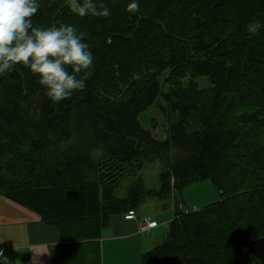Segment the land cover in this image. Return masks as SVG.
<instances>
[{
    "label": "trees",
    "instance_id": "obj_1",
    "mask_svg": "<svg viewBox=\"0 0 264 264\" xmlns=\"http://www.w3.org/2000/svg\"><path fill=\"white\" fill-rule=\"evenodd\" d=\"M117 1L127 10L130 0H94L110 10ZM199 1L158 3L161 10L184 7L147 72L137 77L134 67L131 86L98 83L106 86L101 91L90 76L84 91L53 104L28 69L17 66L0 77L1 214H20L9 203L27 209L58 229L64 242L85 245L80 264H102L98 240L114 216L136 212L145 198L166 200L212 181L221 200L177 214L167 237L143 255V264H262L231 237L264 238V28L245 49L257 56L246 58L239 34L220 32L205 16L217 11L231 19L229 28L236 19L264 25V0H201L205 16L194 9ZM39 4L35 27L76 26L79 20L78 32L86 39L110 37L111 15L79 17L66 0ZM174 32L184 40L176 43ZM165 72L173 77L164 92ZM244 72L247 82L236 88L246 94L229 96L226 88ZM198 78L208 85L202 87ZM154 104L167 124L164 141L140 120ZM242 107L255 112L245 120L251 122L246 131L238 127ZM168 154L174 160L161 172L159 189H146L140 175L146 163ZM125 180L128 193L119 198L116 191Z\"/></svg>",
    "mask_w": 264,
    "mask_h": 264
},
{
    "label": "rangeland",
    "instance_id": "obj_2",
    "mask_svg": "<svg viewBox=\"0 0 264 264\" xmlns=\"http://www.w3.org/2000/svg\"><path fill=\"white\" fill-rule=\"evenodd\" d=\"M160 1L161 0H140V11L135 14L130 13L128 9L126 10L122 6V1L113 3L111 6L112 10L110 11L111 16L114 18V24L112 25V28L109 26V39L104 42L85 39V42L90 45L91 51L94 50L93 55L95 59L93 70L96 68L98 69L97 71L92 70L91 78L97 85L98 83H103L108 85L111 89H121L128 85L136 65L137 77L147 72L151 61L156 55L159 56V52L161 50L160 48L162 46L161 39H163L168 32L170 33L171 30L175 28L176 18L179 13L182 12L184 7V5L179 8L177 6H172L165 10H161L158 8V3ZM145 4H148L149 7ZM201 7L202 1L200 0L194 8L199 16H203L204 14L203 11L200 10ZM180 8L182 10H180ZM205 17H208L210 24L219 28L220 32H232V34H239L244 42L243 51L245 52L246 58H254L257 56V52L251 53L250 51L245 50L248 46L252 45V40L254 38V34H251L248 31V25L253 22L244 23L243 21L236 19L235 27L229 28L228 25L231 19L218 15L217 11L211 15H206ZM78 24L79 20L76 22V26L74 24L71 25L75 26L77 30H79ZM172 39L176 41V43L182 42L184 40V35L174 32ZM245 60L250 62V60ZM122 62L123 66H120V63ZM182 73L183 69L180 70L178 75H182ZM242 74V77L234 78V86L229 84V87L226 88L227 92L230 91L228 93L229 96L234 97L236 92H245L244 95L246 94L247 91L243 88H236L237 86L243 87V84H246L247 82L249 74L246 72ZM172 77L173 74L171 72H165V74L160 76L164 92L168 90L169 81ZM188 80L189 78L187 77L181 78V82H183L184 85ZM197 81L202 87H206L208 85L207 79L198 78ZM131 83H129L128 86H131ZM105 85H98V87L101 91H105ZM239 96H241L240 93L238 94V97ZM158 102L163 103V99L160 98ZM253 113L255 112L252 108L244 109L242 107L241 113H239V129L246 131L247 128L250 127L251 122H245V120ZM140 120L144 127L149 130L156 139L164 141L167 138V124L164 121V116L161 114L159 108L156 107V104L152 105L143 114H141ZM173 160L174 155L168 154L165 155L162 160H155L146 163L144 170L140 173L142 179L144 180L146 189H159L160 174ZM129 184V180H125L121 184L116 191L117 197H126L130 186ZM221 195L222 194L219 193L212 181H204L192 185L186 188L180 195L183 205H185V209L183 211H186L187 209L194 211L208 205L211 206L221 200ZM144 201L145 203L139 207L141 211L146 206H148L149 209L151 204L156 202V197H148L145 198ZM2 218L6 217L2 216Z\"/></svg>",
    "mask_w": 264,
    "mask_h": 264
},
{
    "label": "clouds",
    "instance_id": "obj_3",
    "mask_svg": "<svg viewBox=\"0 0 264 264\" xmlns=\"http://www.w3.org/2000/svg\"><path fill=\"white\" fill-rule=\"evenodd\" d=\"M66 4L79 17L111 15L108 7L94 0H66ZM39 6V0H0V77L22 66L38 78L45 96L59 104L86 89L95 58L85 42L86 34L75 26H33L32 17ZM127 9L133 14L139 12V0H130ZM262 28L259 22L248 25L251 34ZM7 262L0 251V264Z\"/></svg>",
    "mask_w": 264,
    "mask_h": 264
},
{
    "label": "crops",
    "instance_id": "obj_4",
    "mask_svg": "<svg viewBox=\"0 0 264 264\" xmlns=\"http://www.w3.org/2000/svg\"><path fill=\"white\" fill-rule=\"evenodd\" d=\"M180 201L181 197L172 193L166 200L156 197L149 209L139 208L134 220L114 216L98 240L102 264H143V255L167 237L168 226L176 215L190 211H183L185 205ZM9 205L20 214L10 217L0 213V251L7 257V264H80L81 254L85 258V245L64 242L59 230L43 223L36 214L13 203ZM143 218H152L157 227L142 231Z\"/></svg>",
    "mask_w": 264,
    "mask_h": 264
},
{
    "label": "water",
    "instance_id": "obj_5",
    "mask_svg": "<svg viewBox=\"0 0 264 264\" xmlns=\"http://www.w3.org/2000/svg\"><path fill=\"white\" fill-rule=\"evenodd\" d=\"M231 240L236 241L241 247L255 256L262 264H264V238H259L251 242H242L238 238L232 236Z\"/></svg>",
    "mask_w": 264,
    "mask_h": 264
},
{
    "label": "built area",
    "instance_id": "obj_6",
    "mask_svg": "<svg viewBox=\"0 0 264 264\" xmlns=\"http://www.w3.org/2000/svg\"><path fill=\"white\" fill-rule=\"evenodd\" d=\"M125 218L127 220H134V219H136L137 218L136 212H134V211L128 212L125 215ZM156 227H157V223L152 218H143L141 220V230L142 231L147 232V231H150V230H152V229H154Z\"/></svg>",
    "mask_w": 264,
    "mask_h": 264
}]
</instances>
